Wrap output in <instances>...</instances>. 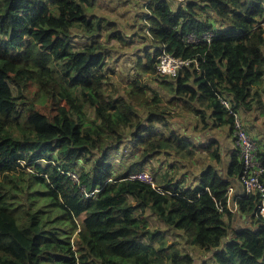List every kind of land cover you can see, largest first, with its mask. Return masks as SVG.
Segmentation results:
<instances>
[{"label": "trees", "instance_id": "obj_1", "mask_svg": "<svg viewBox=\"0 0 264 264\" xmlns=\"http://www.w3.org/2000/svg\"><path fill=\"white\" fill-rule=\"evenodd\" d=\"M171 2L144 0L155 48L135 67L157 85L149 100L140 81L109 89L98 39L111 25L95 29L87 19L95 0H0V264H264L259 196L237 195L235 214L228 210L242 163L233 152L224 164L222 144L209 137L233 134L219 98L242 116L262 106L264 0ZM82 27L95 33L90 42L74 41ZM207 32L216 33L210 43L185 42ZM115 39L123 42L111 31L105 41ZM161 45L195 57L200 70L192 63L176 78L157 74ZM160 91L194 118L190 130L174 132ZM121 148L134 153L118 171L109 155ZM172 154L162 172L175 166V178L157 179L155 165ZM258 157L264 164L259 146ZM146 170L155 186L127 179ZM236 216L245 225L234 228ZM175 232L204 258L183 252Z\"/></svg>", "mask_w": 264, "mask_h": 264}, {"label": "rangeland", "instance_id": "obj_2", "mask_svg": "<svg viewBox=\"0 0 264 264\" xmlns=\"http://www.w3.org/2000/svg\"><path fill=\"white\" fill-rule=\"evenodd\" d=\"M95 1V7L87 10V19H90L92 21V24L94 25L95 29L98 26L104 28V26H108L109 24L111 25L110 29L108 30V33L105 29H103V33L98 39L103 44V51L105 52L106 56V67L104 69V73L107 76L106 78H108L109 89H116V91L122 92V89L125 88V90H127L129 86L135 81H140L149 86L146 89V97H148L147 99L151 100L152 96H149V94H151L153 90L157 87L156 83H154V78L152 79L151 77H146L144 75L141 76L138 70L136 71L137 68L135 67L138 64L139 58H142V53L145 50L152 53L155 48L153 44H151L150 41L146 38V32L148 31V29L143 26L142 22L145 20L144 16L146 15V11L144 9V0ZM170 1H172V6L175 7L178 5V3H183L182 1L186 0ZM200 6H202V4L197 7V11L203 18L207 17L206 13L208 12H205V10H200ZM92 15H94V17H92ZM262 26L264 29V23L262 24ZM141 29L144 35L141 34ZM111 31H116L117 33H119L123 38V42H120L117 39L105 41L106 36ZM74 32L80 36L75 37L74 41L80 42H82L84 39L85 41L90 42L95 34L91 29L89 30L88 28L85 30L84 27H82L81 30L74 28L73 33ZM258 90L260 94L264 96V81L262 82ZM121 92L116 95H120ZM154 92L156 93V90ZM159 98L161 99L162 104L167 106L166 114L168 112L170 113V110H173V114H170V123L171 127H173L174 132L175 127L177 125L178 127H183L185 125L189 130L192 128L195 122L193 117H184L182 116V113L178 107H171L170 104H168L167 102L169 96L165 94V92L160 91ZM255 107L256 113L252 112V109L251 112L247 113V119L245 118V116H242L240 114L244 130L247 132V134H251L253 136H255V132L254 130H252V127L249 125L248 121L254 119L256 122H259V124L263 127L264 130V99L262 100V106L256 105ZM175 111L177 112V116L179 117H175ZM215 132L214 136L217 139H221L226 135L225 133H222L221 136L218 138ZM133 153V151H126L123 148L117 151H111L109 159L113 162L115 170H123L124 166L131 162ZM201 162L206 166L208 162V157L203 156ZM158 163H160L161 165H159ZM171 163L175 164V158L173 154L171 156H168V159L165 163L157 162V164L155 165L156 168H158L157 179L161 178L162 175H166L162 171L166 168L170 169ZM177 163H180V161L177 160ZM21 164L25 167L28 166V163L26 162H21ZM180 169H182V167H180ZM171 171L172 172L170 176L168 174L166 175L167 179H172L173 177L175 178V166L174 169ZM146 172L151 176L149 170H146ZM69 176L74 183L79 184V179L77 178V176H75L74 174H69ZM173 240L183 252H190L196 260H201L202 258H204V256H202L199 251H193L190 248L189 242L184 237L179 236V233L175 232V239Z\"/></svg>", "mask_w": 264, "mask_h": 264}, {"label": "built area", "instance_id": "obj_3", "mask_svg": "<svg viewBox=\"0 0 264 264\" xmlns=\"http://www.w3.org/2000/svg\"><path fill=\"white\" fill-rule=\"evenodd\" d=\"M216 37L215 32H207L201 35H186L185 42L188 44L198 45L203 42L210 43L211 39ZM194 64L200 70L199 64L195 57L182 59L175 57L173 54L166 51V47L161 45V53L156 59V72L164 77L176 78L179 71L185 67ZM221 104L227 109L229 115L233 117V142L236 147L237 156L242 163V172L239 176V183L242 185L244 195L256 194L259 196L257 204V216L264 219V182L262 177L264 175V164L258 157V145L244 130L240 114L231 108V104L224 98H219ZM131 181H140L151 186H155L152 177L146 171H139L128 176ZM94 192L87 193L86 197L92 196ZM229 191L227 193V208L232 213L236 212L235 208H230L229 205Z\"/></svg>", "mask_w": 264, "mask_h": 264}, {"label": "crops", "instance_id": "obj_4", "mask_svg": "<svg viewBox=\"0 0 264 264\" xmlns=\"http://www.w3.org/2000/svg\"><path fill=\"white\" fill-rule=\"evenodd\" d=\"M252 112L256 113V110L253 109ZM248 113V112H247ZM247 113H245V118L247 119ZM244 118V119H245ZM249 125L252 127V130H254L255 132V136L249 134L251 136L252 139H254V141L256 142V144L259 146L260 152H264V130L263 127L259 124V122H256L254 119H252L251 121H248ZM218 131V130H214L212 132L211 135H209V137H215L214 136V132ZM217 137L219 138L221 136L222 133H225L226 135L221 138V139H217L222 145V152H223V163L226 164L229 161L230 156L232 155L233 152L236 153V147L234 145L233 142V135L229 136L227 133V129H221L218 132H215ZM255 137V138H254ZM229 205L230 208H235V196L237 195H241L243 193V188L242 185L239 183V181H232V184L230 185L229 189ZM234 213V212H233ZM235 214V213H234ZM235 223H234V228H239L242 225H245L243 220H240V218L238 216H236L234 218Z\"/></svg>", "mask_w": 264, "mask_h": 264}]
</instances>
